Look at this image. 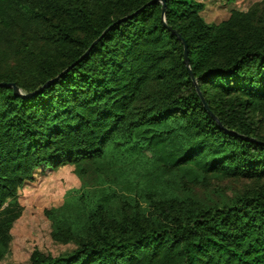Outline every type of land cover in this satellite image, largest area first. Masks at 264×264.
<instances>
[{"label":"trees","instance_id":"trees-1","mask_svg":"<svg viewBox=\"0 0 264 264\" xmlns=\"http://www.w3.org/2000/svg\"><path fill=\"white\" fill-rule=\"evenodd\" d=\"M204 9L0 0V84L24 93L0 86V262L20 188L73 164L83 182L113 173L115 188L85 182L77 204L46 209L53 238L74 248L21 264H264V0L218 24ZM221 177L248 186L194 196Z\"/></svg>","mask_w":264,"mask_h":264},{"label":"rangeland","instance_id":"rangeland-1","mask_svg":"<svg viewBox=\"0 0 264 264\" xmlns=\"http://www.w3.org/2000/svg\"><path fill=\"white\" fill-rule=\"evenodd\" d=\"M205 3L202 12L208 23H220L228 19L232 10L246 11L253 4L262 0H200ZM73 164H64L58 168H41L35 174L33 181L27 182L19 190V201L24 210L22 216L15 222L12 229L13 239L10 249L0 264H21L29 262L32 253L39 249L46 254L60 255L74 248L73 244H65L53 238L52 221L46 216V209L64 207L66 202L83 188L86 182L89 190H100L103 184H111L115 188L114 174L101 177L91 170L81 179ZM208 186L195 188L194 196L203 202H220L235 197L244 187L245 180L214 178ZM98 193V192H97ZM80 197L71 198V203L79 201ZM72 210V209H71ZM85 210L79 206L71 211L72 220L84 221Z\"/></svg>","mask_w":264,"mask_h":264},{"label":"water","instance_id":"water-1","mask_svg":"<svg viewBox=\"0 0 264 264\" xmlns=\"http://www.w3.org/2000/svg\"><path fill=\"white\" fill-rule=\"evenodd\" d=\"M163 15H164V21H166L165 19V4H164V8H163ZM176 33V32H175ZM177 34V33H176ZM184 44H185V56H186V63L188 65V67L190 68V61H189V58H188V51H187V45H186V42L184 39H182ZM191 71V69H190ZM192 73V71H191ZM192 76H193V73H192ZM7 84L5 83H2L0 84V86H6ZM7 86H10V87H13L14 88V91L17 95H20V96H24V93L17 87L16 84H8Z\"/></svg>","mask_w":264,"mask_h":264}]
</instances>
